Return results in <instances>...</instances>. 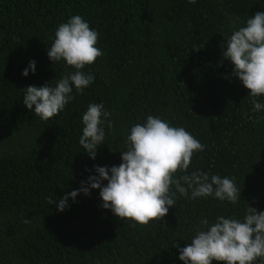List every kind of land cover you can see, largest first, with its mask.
<instances>
[{
	"label": "trees",
	"instance_id": "1",
	"mask_svg": "<svg viewBox=\"0 0 264 264\" xmlns=\"http://www.w3.org/2000/svg\"><path fill=\"white\" fill-rule=\"evenodd\" d=\"M257 11L264 0H0V264H184L179 248L217 217L243 221L249 206L264 211V109L252 111L249 90L222 55L225 39ZM74 15L97 31L103 54L81 70L93 82L79 94L73 88L74 98L44 121L24 105L25 88L55 87L76 71L47 55ZM32 60L35 72L22 75ZM94 103L111 115L102 117L105 143L92 159L79 138ZM149 115L205 146L187 173L228 177L241 199L176 192L162 221L135 227L102 207L100 189L69 196L63 211L48 204L98 175L95 165L118 166L131 128Z\"/></svg>",
	"mask_w": 264,
	"mask_h": 264
},
{
	"label": "clouds",
	"instance_id": "2",
	"mask_svg": "<svg viewBox=\"0 0 264 264\" xmlns=\"http://www.w3.org/2000/svg\"><path fill=\"white\" fill-rule=\"evenodd\" d=\"M194 4L196 0H188ZM98 33L90 28L81 16L74 15L58 26L47 55L54 62L64 61L76 71L71 72L50 87L29 85L23 103L42 120L48 121L58 115L77 94L82 93L94 80L91 73L81 71L102 56L96 46ZM223 58L232 64V76L237 77L249 90L252 111L264 109L257 97L264 96V12L257 11L246 21V26L225 39ZM36 70V62H29L22 75ZM111 115L102 103L89 104L82 115L83 130L79 144L92 159L97 146L104 144V119ZM102 117L104 119H102ZM111 122L109 121V124ZM127 150L121 151V163L108 166L95 165L98 175L81 181V188L66 193L58 201L48 198V204L56 203L59 211L68 206L69 196L75 199L78 193L90 194L91 189H100L102 207L125 222L144 226L151 221H162L169 207L176 203V192L191 198L213 196L221 201L235 204L241 199V189L228 177L212 175L195 170L187 173L191 158L204 150L202 145L183 127L171 126L159 117L149 115L143 124L134 125L126 141ZM177 173H184L177 176ZM107 181V184H103ZM175 187V192L172 187ZM24 223H30L25 219ZM201 224L207 226L208 220ZM264 258V211L248 208L243 221L219 216L207 230H198L191 242L179 248V259L184 264H254Z\"/></svg>",
	"mask_w": 264,
	"mask_h": 264
}]
</instances>
